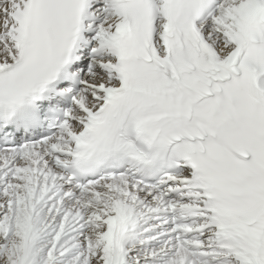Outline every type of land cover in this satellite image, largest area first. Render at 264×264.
Returning <instances> with one entry per match:
<instances>
[{
  "label": "snow or ice",
  "instance_id": "6c2138e0",
  "mask_svg": "<svg viewBox=\"0 0 264 264\" xmlns=\"http://www.w3.org/2000/svg\"><path fill=\"white\" fill-rule=\"evenodd\" d=\"M0 264H264V0H0Z\"/></svg>",
  "mask_w": 264,
  "mask_h": 264
}]
</instances>
